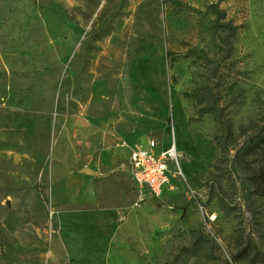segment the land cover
Segmentation results:
<instances>
[{"label": "rangeland", "instance_id": "374dc122", "mask_svg": "<svg viewBox=\"0 0 264 264\" xmlns=\"http://www.w3.org/2000/svg\"><path fill=\"white\" fill-rule=\"evenodd\" d=\"M175 1L0 0V264H264V0ZM147 141L185 179L134 209Z\"/></svg>", "mask_w": 264, "mask_h": 264}, {"label": "built area", "instance_id": "2783aa9c", "mask_svg": "<svg viewBox=\"0 0 264 264\" xmlns=\"http://www.w3.org/2000/svg\"><path fill=\"white\" fill-rule=\"evenodd\" d=\"M128 178L134 195L132 208H140L149 200H161L165 193L174 191L176 180L184 181L179 167L178 152L174 141L166 148L154 141L132 147L128 155ZM198 210L204 207L198 204ZM204 225L209 229L210 218L206 217Z\"/></svg>", "mask_w": 264, "mask_h": 264}, {"label": "trees", "instance_id": "16d2710c", "mask_svg": "<svg viewBox=\"0 0 264 264\" xmlns=\"http://www.w3.org/2000/svg\"><path fill=\"white\" fill-rule=\"evenodd\" d=\"M175 7H181L182 4L175 0H168ZM220 19H224V12H220ZM219 23V22H217ZM219 28L226 29V24H216ZM263 127V126H262ZM261 127V128H262ZM260 128V129H261ZM259 129V130H260ZM257 131V133L259 132ZM252 135L249 137L247 143L244 146H240L235 150L234 157L231 160V167L235 173H238L239 169H243L245 171V179H239L240 188L244 196V200H250L253 196H262L264 197V166H261L257 172L252 174L246 173L247 164H244V158H248L249 162L257 161L256 159L264 158V146H256L257 142H259L264 135V132L257 135ZM221 149L227 152L226 144L220 143ZM256 162H253V164ZM243 167V168H242Z\"/></svg>", "mask_w": 264, "mask_h": 264}, {"label": "water", "instance_id": "95a60500", "mask_svg": "<svg viewBox=\"0 0 264 264\" xmlns=\"http://www.w3.org/2000/svg\"><path fill=\"white\" fill-rule=\"evenodd\" d=\"M264 132V126L259 130V132L257 133V135L261 134Z\"/></svg>", "mask_w": 264, "mask_h": 264}]
</instances>
